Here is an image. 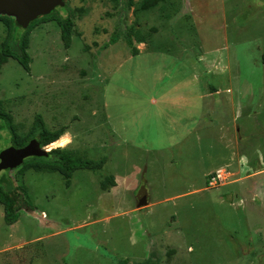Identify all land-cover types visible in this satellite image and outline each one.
<instances>
[{
    "label": "rangeland",
    "instance_id": "374dc122",
    "mask_svg": "<svg viewBox=\"0 0 264 264\" xmlns=\"http://www.w3.org/2000/svg\"><path fill=\"white\" fill-rule=\"evenodd\" d=\"M63 7L70 45L39 16L29 70L0 63L1 106L20 135L40 114L64 128L59 148L106 162L69 185L4 170L22 207L7 224L0 205V264H264V0ZM8 33L0 21V50ZM9 138L0 131V151Z\"/></svg>",
    "mask_w": 264,
    "mask_h": 264
},
{
    "label": "trees",
    "instance_id": "16d2710c",
    "mask_svg": "<svg viewBox=\"0 0 264 264\" xmlns=\"http://www.w3.org/2000/svg\"><path fill=\"white\" fill-rule=\"evenodd\" d=\"M61 10H67L65 7H61ZM58 9L51 11L49 14L40 16L42 21L55 19L61 28V38L64 41L65 46H69L71 43V32L73 28V21L70 17H56ZM75 12V11H74ZM72 12V14H74ZM0 21L5 24L9 29L8 35L5 37L0 50V63L5 61L8 57L18 61L24 69L29 70L30 55L27 51L29 44V34L32 29L37 25L38 19L31 21L25 28L21 27L17 23H14L9 16H0ZM135 37L138 42H144V36L139 31H135ZM118 35L114 33L110 40L115 42ZM126 43L130 46L131 52L137 54L138 49L134 46L132 38L129 34L126 35ZM214 89V88H213ZM7 129L10 134V143L14 147L25 146L30 140L35 139L41 147L48 144L49 148L55 147L47 151L45 155L30 156L23 160L19 169L20 173H24L26 170L32 169L38 172H58L60 173L69 185L73 172L78 169H89L93 171L100 170L106 158L91 159L85 155L71 152L59 148L62 146V137L64 128L61 127L56 130H50L46 127L40 114L35 116V120L30 130L25 135H20L16 131V127L12 122V116L9 112L5 111L1 106L0 100V131ZM60 137V138H59ZM10 145V146H11ZM115 185V179L112 175H109L101 181V187L106 189ZM22 190L25 191L22 186ZM28 199V198H27ZM20 196L14 186L12 180L3 171L0 175V205L3 206L4 221L7 224L15 223L19 218Z\"/></svg>",
    "mask_w": 264,
    "mask_h": 264
},
{
    "label": "water",
    "instance_id": "95a60500",
    "mask_svg": "<svg viewBox=\"0 0 264 264\" xmlns=\"http://www.w3.org/2000/svg\"><path fill=\"white\" fill-rule=\"evenodd\" d=\"M63 6L64 0H0V13L15 16L16 23L25 28L39 16L49 14ZM46 153L47 151L40 148L35 139L22 147L4 148L0 151V172L18 166L27 157ZM142 199L143 204H146L147 197L144 190Z\"/></svg>",
    "mask_w": 264,
    "mask_h": 264
},
{
    "label": "crops",
    "instance_id": "0c3cea01",
    "mask_svg": "<svg viewBox=\"0 0 264 264\" xmlns=\"http://www.w3.org/2000/svg\"><path fill=\"white\" fill-rule=\"evenodd\" d=\"M141 44L142 43H144V42H140ZM137 49H139L138 47H136ZM137 53H139V51L137 52ZM214 93V92H213ZM213 93H210L211 95L213 94ZM210 94H208V95H205V96H203V97H209L210 96ZM190 97H194L195 99H198L199 98V96L198 95H190ZM185 98H187V96H182V95H180L179 96V100H184ZM163 100H165V98H163ZM169 100H173V99H169ZM153 101H154V103H155V100L153 99ZM179 103V102H178ZM176 105H178L177 103H176ZM166 133V132H165ZM168 134H166V138H168V137H171V133H169V132H167Z\"/></svg>",
    "mask_w": 264,
    "mask_h": 264
},
{
    "label": "bare ground",
    "instance_id": "6f19581e",
    "mask_svg": "<svg viewBox=\"0 0 264 264\" xmlns=\"http://www.w3.org/2000/svg\"><path fill=\"white\" fill-rule=\"evenodd\" d=\"M50 144H51V143H50ZM50 144L47 145V148H48V149H50V148H49V145H50ZM51 148H52V147H51Z\"/></svg>",
    "mask_w": 264,
    "mask_h": 264
},
{
    "label": "flooded vegetation",
    "instance_id": "af4514ba",
    "mask_svg": "<svg viewBox=\"0 0 264 264\" xmlns=\"http://www.w3.org/2000/svg\"><path fill=\"white\" fill-rule=\"evenodd\" d=\"M11 146H12V145H11ZM3 171H4V170H2L1 172H3ZM1 172H0V173H1Z\"/></svg>",
    "mask_w": 264,
    "mask_h": 264
},
{
    "label": "built area",
    "instance_id": "2783aa9c",
    "mask_svg": "<svg viewBox=\"0 0 264 264\" xmlns=\"http://www.w3.org/2000/svg\"><path fill=\"white\" fill-rule=\"evenodd\" d=\"M47 148V147H46ZM217 175H220V174H217Z\"/></svg>",
    "mask_w": 264,
    "mask_h": 264
}]
</instances>
